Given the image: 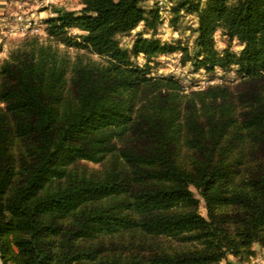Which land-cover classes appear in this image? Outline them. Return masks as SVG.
<instances>
[{"label": "trees", "instance_id": "16d2710c", "mask_svg": "<svg viewBox=\"0 0 264 264\" xmlns=\"http://www.w3.org/2000/svg\"><path fill=\"white\" fill-rule=\"evenodd\" d=\"M146 1L53 6V44L26 37L0 59L3 264H222L264 248V0L177 3L174 25L198 17L193 55L144 36L159 20ZM177 49L239 78L187 90L150 74Z\"/></svg>", "mask_w": 264, "mask_h": 264}, {"label": "rangeland", "instance_id": "374dc122", "mask_svg": "<svg viewBox=\"0 0 264 264\" xmlns=\"http://www.w3.org/2000/svg\"><path fill=\"white\" fill-rule=\"evenodd\" d=\"M183 0H148L143 3L146 8L157 9L159 20L156 25L155 32L145 33V37H154L161 42L172 43L180 46H188L191 55H193L192 47L197 27V15L192 12L181 11L177 23L173 24L175 14L171 10ZM192 2H200L202 5L206 0H189ZM63 7L66 10L78 12L82 8V0H0V59L8 57L11 49L18 46L26 37H37L41 43H52L53 41L47 38L45 33V19L51 16L52 7ZM144 30L143 23H140L129 35L120 37V43L123 47H130L134 35ZM72 34L78 33V30L71 29ZM215 46L219 50L228 48L230 51L238 54L242 45L237 39H229L220 30H217L213 35ZM60 51L68 52L71 56L74 55L72 49H67L63 45H58ZM180 49L172 53L161 55L150 62L151 72L153 76L174 77L187 89H198L213 83L221 82H236L239 78L234 67L227 70L215 68L208 72L203 68L195 70L190 61L182 63ZM97 58V56H93ZM135 62L139 65L145 63L142 55L135 58ZM90 167L98 165L88 163ZM196 197L198 193L192 188ZM199 211L203 216H206L204 203L200 200ZM254 255L247 261L239 262L233 256L229 255L227 260L222 261V264H264V248L255 244ZM0 264H3L0 260Z\"/></svg>", "mask_w": 264, "mask_h": 264}]
</instances>
